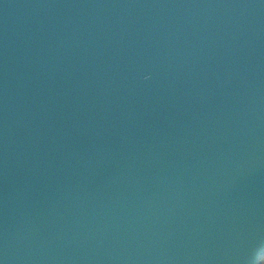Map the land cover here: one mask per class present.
Wrapping results in <instances>:
<instances>
[{"label": "water", "instance_id": "1", "mask_svg": "<svg viewBox=\"0 0 264 264\" xmlns=\"http://www.w3.org/2000/svg\"><path fill=\"white\" fill-rule=\"evenodd\" d=\"M264 0H0V264H262Z\"/></svg>", "mask_w": 264, "mask_h": 264}, {"label": "rangeland", "instance_id": "2", "mask_svg": "<svg viewBox=\"0 0 264 264\" xmlns=\"http://www.w3.org/2000/svg\"><path fill=\"white\" fill-rule=\"evenodd\" d=\"M262 264H264V256L262 257Z\"/></svg>", "mask_w": 264, "mask_h": 264}, {"label": "trees", "instance_id": "3", "mask_svg": "<svg viewBox=\"0 0 264 264\" xmlns=\"http://www.w3.org/2000/svg\"><path fill=\"white\" fill-rule=\"evenodd\" d=\"M264 256V255H263Z\"/></svg>", "mask_w": 264, "mask_h": 264}]
</instances>
